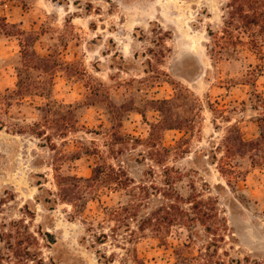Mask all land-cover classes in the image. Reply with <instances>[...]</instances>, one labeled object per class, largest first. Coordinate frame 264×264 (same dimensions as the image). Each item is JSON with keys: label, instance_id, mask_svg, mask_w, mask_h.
<instances>
[{"label": "rangeland", "instance_id": "374dc122", "mask_svg": "<svg viewBox=\"0 0 264 264\" xmlns=\"http://www.w3.org/2000/svg\"><path fill=\"white\" fill-rule=\"evenodd\" d=\"M229 1L0 0V19L39 33L36 51L71 67L56 75L59 106L38 138L30 125L47 101L6 97L21 48L0 29V264H264V164L233 160L247 173L233 187L218 168L229 129L246 141L264 131V46L262 57L248 45L219 50L210 36L222 35ZM70 105L78 128L65 130ZM164 121L171 130L153 131ZM79 151L89 154L70 160ZM102 164L133 181L140 215L181 197L202 202L206 222L158 236L114 218L127 193L76 180Z\"/></svg>", "mask_w": 264, "mask_h": 264}, {"label": "trees", "instance_id": "16d2710c", "mask_svg": "<svg viewBox=\"0 0 264 264\" xmlns=\"http://www.w3.org/2000/svg\"><path fill=\"white\" fill-rule=\"evenodd\" d=\"M223 10L224 28L222 29V35L217 36L210 30V36L216 41L215 48L221 50L223 44L226 43L234 47L237 45H248L251 47L253 53L262 57L264 46V0H230ZM0 23H2L0 29L4 36L6 38L16 39L21 48L20 54L13 59V66L17 78L16 89L6 97L10 100L39 97L47 101L45 106L37 108L40 120L36 122L33 121L30 125L33 135L38 138H43L45 134L43 131H39L41 123L51 124L52 121L49 119V116L54 112L55 107L59 106L52 98L56 75L63 70L68 72L71 67L60 59H57L54 55L42 56L36 51L35 44L39 41V33L25 32L16 25L7 23L6 19H0ZM210 51L213 52V49H210ZM66 108L71 118L64 121L62 128L65 130L77 129L78 122L73 121L72 116L74 115L76 107L70 105ZM262 121L263 119L261 122ZM165 124L166 122L164 121L159 125L153 126V131L162 129V127H164V131L172 129L166 128ZM260 128V137L253 141H246L240 129L237 127L229 129L224 139V157L218 161V168L219 172L227 179L228 184L232 187L237 185L240 181H244L247 175L246 172L238 171L236 167L233 166V160L250 156L253 166L260 162L264 164V161L260 159V155L259 159H257L258 154L262 152L264 154V131H262V126H260ZM47 141H49L48 137ZM150 142L152 147L158 146L153 134H151ZM82 154L89 153H82V151L69 153V158L72 161L79 160ZM164 173L166 175L164 184L173 187L174 183L170 176V170L166 169ZM76 180H78V183L83 182L86 190H93L94 192H97L102 187L125 191L129 196L127 205H121L114 209V218L136 221L139 224V230L142 232L151 228L158 236H162L170 233L173 227H181L188 221L206 222L204 221L205 214L199 207L202 202L192 201V199L184 201L181 197H177L179 201H177V199L174 201L169 195H164V197L172 200L170 205L166 207L162 206L148 215H140L139 210L141 207H146L147 204L138 201L136 189L129 190L133 181L122 169H115L105 164L97 165L93 168L92 176L89 179ZM58 186L61 191H64V188L61 187L63 186L61 185V181L58 182ZM75 186L78 185H74V187ZM138 190L145 192L146 195L147 193L148 195L150 193L152 195L156 193L160 194V192L154 188L152 189L153 193L150 192V189L138 188ZM5 194L7 195L8 192L5 191ZM67 197L68 195H66L65 192V198ZM182 201H184V205L187 203L190 204L192 206L191 210L197 211V213L191 216L189 212L181 206L180 202ZM172 209L180 211L179 216L172 214L170 212ZM129 227L130 226H127V228ZM46 235L49 237V233ZM209 247L217 248V242L210 244ZM232 264H241V261L232 260Z\"/></svg>", "mask_w": 264, "mask_h": 264}]
</instances>
